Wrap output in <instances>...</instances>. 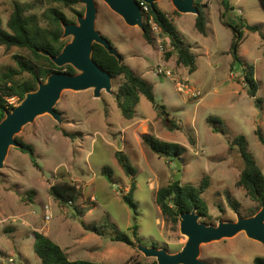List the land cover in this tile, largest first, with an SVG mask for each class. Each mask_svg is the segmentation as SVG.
Listing matches in <instances>:
<instances>
[{
    "label": "rangeland",
    "instance_id": "rangeland-1",
    "mask_svg": "<svg viewBox=\"0 0 264 264\" xmlns=\"http://www.w3.org/2000/svg\"><path fill=\"white\" fill-rule=\"evenodd\" d=\"M95 1L96 29L110 41L123 63L153 86L156 102L141 96L133 117L125 118L117 102L123 80L113 79L112 93L103 91L100 98L94 97L93 90L63 92L56 106L63 117L61 124L46 114L17 134L19 143L34 147L40 169L20 148H10L0 170V264H40L34 251L35 232L60 245L71 260L104 264L155 260L146 258L138 245L175 254L188 238L181 234L180 221L175 225L166 219L156 203L158 191L174 181L200 187L208 179L209 187L202 194L208 215L200 219L207 225L236 222L238 217L254 216L259 209L238 185L244 161L239 149L230 144L244 136L248 152L264 173V145L257 134L260 131L264 137V9L259 0H229L231 10L223 0H201L206 36L195 27L196 15L178 13L171 0L156 3L196 56L193 74L178 63L176 55L167 58L173 47L159 28L151 29L152 42H148L142 30L126 24L103 0ZM15 3L27 7L28 16H36L49 30L57 29L53 9L74 24L86 11L81 1L74 11L51 0H0L4 28ZM223 20L245 24L239 50L244 64L234 62L230 49L236 35ZM63 35L62 23V40L67 44L72 41V36ZM16 56L34 59L26 49L0 45V75L19 70ZM248 66L253 67L258 85L256 97L250 96L245 79ZM192 92L200 97H190ZM9 101L15 107L22 102L18 97ZM175 125L178 129H171ZM147 134L185 148L181 169L144 143ZM118 152L129 160L133 175L118 161ZM177 175L181 177L175 180ZM63 182L79 191L73 205L60 203L50 194L53 185ZM133 183L137 215L123 201ZM46 206L52 213L49 222ZM91 226L101 235L89 232ZM118 233L129 236L134 245L113 240ZM259 256H264V243L240 233L203 244L200 258L210 264H254Z\"/></svg>",
    "mask_w": 264,
    "mask_h": 264
},
{
    "label": "trees",
    "instance_id": "trees-1",
    "mask_svg": "<svg viewBox=\"0 0 264 264\" xmlns=\"http://www.w3.org/2000/svg\"><path fill=\"white\" fill-rule=\"evenodd\" d=\"M51 1L76 11L74 6L81 0ZM223 2L227 10L232 9L229 0H223ZM259 2L264 9V0H259ZM196 6L199 8L200 14L196 16L195 27L200 34L206 36L207 19L201 7V0L196 1ZM28 10L27 7L15 3L14 10L6 28L3 27L0 18V45L6 46L7 48L17 47L26 49L34 58L26 60L16 56L19 70L10 69L7 73L0 75V122L5 118L6 113L15 108V106L10 103L9 99L18 97L19 100L22 101L27 93L37 90L38 85L46 81V79L55 72H65L68 74L77 73L71 65L59 68L51 60V57L59 55L67 44V42L61 38L62 23H70L67 16L63 12L53 9L52 21L55 22V25L57 24V29L49 30L43 28L39 24L36 16H28ZM150 18L153 19L155 26L161 30V33L170 40V45L173 47V50L167 53V58L176 55L179 64L187 67L190 74L195 73L197 70L196 56L191 52L189 46H185V42L181 38L174 22L157 5H155L154 9H151L149 6V12L145 14L144 37L147 41L152 42L151 29L153 26L147 21ZM223 25L231 28L236 35L230 49L234 62L239 61L244 64L239 56V50L245 24H235L223 20ZM249 29L254 32L260 31L257 27H251ZM93 58L100 67L111 74L113 79L123 80V83L119 87V92L117 93V102L125 118L131 119L133 117L134 109L138 105L141 96H145L149 101L155 104L156 99L153 86L138 76L128 65L125 63L120 64L117 58L110 55L103 46L94 44ZM24 74H27V76L24 77ZM244 75L249 83L250 96L256 97L258 85L254 77L253 67H246L244 69ZM171 129H178V126L175 125ZM215 131L220 132L219 129H215ZM257 134L264 145L263 135L260 131H258ZM143 141L156 155L165 157L174 162H176L178 158L181 159L185 150L180 144L163 141L150 134L144 135ZM20 143L22 145L20 148L21 151L29 155L34 166L40 169L36 160L34 147L24 142ZM230 144H233L232 146H236L239 149L244 161V169L241 173L238 185L247 191L248 195L258 203L260 209L264 206V173L258 166L253 155L248 152V141L244 136L235 139ZM117 158L125 171L133 175L135 170L127 157L124 156L122 152H118ZM208 187V179L203 180L200 187L192 185L183 186L179 181H174L167 187H163L158 191L156 203L166 219L175 225L178 223L181 214L191 212L194 209H197V213L201 214L203 217H207L208 207L202 198V194ZM135 190L136 184L133 183L129 192L123 196V201L129 205L137 215L138 205L134 200ZM50 194L60 203L73 205L78 197L79 191L75 185L63 182L53 185L50 189ZM87 230L101 235V232L96 226L87 227ZM34 240V251L41 260L40 264H104L87 260H71L60 245L39 232L34 233ZM113 240L125 243L129 246L134 245V241L125 234L118 233ZM128 264L143 263L135 262ZM144 264H157V262L153 260ZM254 264H264V256L256 257Z\"/></svg>",
    "mask_w": 264,
    "mask_h": 264
},
{
    "label": "water",
    "instance_id": "water-1",
    "mask_svg": "<svg viewBox=\"0 0 264 264\" xmlns=\"http://www.w3.org/2000/svg\"><path fill=\"white\" fill-rule=\"evenodd\" d=\"M103 1L113 12L120 15L126 24L145 31V13L138 0ZM159 1L161 0H142L151 9H154ZM196 1L171 0L178 13L198 16L200 11ZM81 3L86 6V11L83 16H78V23H63V38L72 36V41L65 45L59 55L51 57L57 67L71 65L79 73L51 74L46 81L38 85L37 90L27 93L19 106L6 113L0 122V170L4 168L10 148H21L22 145L16 140V136L26 125L46 114L52 116L59 124L62 123V114L56 106L63 92L93 90L95 98H100L103 91L112 93L113 77L94 60V44L103 46L120 64H123V58L110 41L96 29V1L81 0ZM181 167V160L178 158L176 168ZM180 177L177 175L175 180ZM200 219L201 214L197 213V209L179 216L181 234L188 239L183 248L175 254L165 249L142 245H138L137 249L146 258L155 259L157 264H210L200 258L203 244L234 238L240 233H245L249 239L264 243V206L252 217H238L236 222L220 221L217 226L202 223Z\"/></svg>",
    "mask_w": 264,
    "mask_h": 264
},
{
    "label": "built area",
    "instance_id": "built-area-1",
    "mask_svg": "<svg viewBox=\"0 0 264 264\" xmlns=\"http://www.w3.org/2000/svg\"><path fill=\"white\" fill-rule=\"evenodd\" d=\"M138 2L140 3L144 13H148L149 12V6L142 2V0H138ZM146 21V19H145ZM149 22V24H151L155 29H157L158 27L155 26L154 22H153V19L150 18L149 20H147ZM159 75V74H158ZM167 75H171V73H167ZM182 91V89H180ZM190 97H194V98H199V94L196 93V92H192L191 96ZM45 219L49 222L51 219H52V213L50 211V208L49 206H46V215H45Z\"/></svg>",
    "mask_w": 264,
    "mask_h": 264
},
{
    "label": "crops",
    "instance_id": "crops-1",
    "mask_svg": "<svg viewBox=\"0 0 264 264\" xmlns=\"http://www.w3.org/2000/svg\"><path fill=\"white\" fill-rule=\"evenodd\" d=\"M196 22V21H195ZM62 248V247H61ZM63 249V248H62ZM64 250V249H63ZM65 252V251H64Z\"/></svg>",
    "mask_w": 264,
    "mask_h": 264
},
{
    "label": "flooded vegetation",
    "instance_id": "flooded-vegetation-1",
    "mask_svg": "<svg viewBox=\"0 0 264 264\" xmlns=\"http://www.w3.org/2000/svg\"><path fill=\"white\" fill-rule=\"evenodd\" d=\"M261 208H262V207H261ZM257 212H258V211H257ZM257 212H256V213H257ZM256 213H255V214H256ZM255 214H254V215H255Z\"/></svg>",
    "mask_w": 264,
    "mask_h": 264
}]
</instances>
